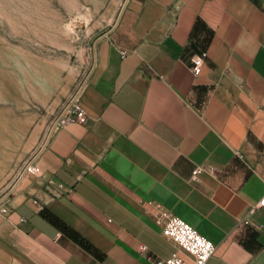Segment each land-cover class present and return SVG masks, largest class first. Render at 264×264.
I'll list each match as a JSON object with an SVG mask.
<instances>
[{
  "label": "crops",
  "instance_id": "1",
  "mask_svg": "<svg viewBox=\"0 0 264 264\" xmlns=\"http://www.w3.org/2000/svg\"><path fill=\"white\" fill-rule=\"evenodd\" d=\"M81 105L0 215V264H156L157 209L215 245L206 264H264V0H124Z\"/></svg>",
  "mask_w": 264,
  "mask_h": 264
},
{
  "label": "rangeland",
  "instance_id": "2",
  "mask_svg": "<svg viewBox=\"0 0 264 264\" xmlns=\"http://www.w3.org/2000/svg\"><path fill=\"white\" fill-rule=\"evenodd\" d=\"M124 0H0V197L46 142Z\"/></svg>",
  "mask_w": 264,
  "mask_h": 264
},
{
  "label": "built area",
  "instance_id": "3",
  "mask_svg": "<svg viewBox=\"0 0 264 264\" xmlns=\"http://www.w3.org/2000/svg\"><path fill=\"white\" fill-rule=\"evenodd\" d=\"M124 54V51L121 52ZM205 52L195 55L192 58L191 70L194 75L200 73ZM88 76L81 81L65 101L59 107L55 117L53 118L49 135L44 145L36 151L33 155L28 157L21 168L19 169L15 181L7 189V191L0 197V215H6L8 213V200L13 193L15 187L19 181L27 175H40V170L35 163L37 155L45 148L46 143L50 136L62 126L73 123L83 122L85 120V110L81 105V96L84 87L89 79ZM203 171V168L197 167L193 170L192 178L196 179L197 175ZM258 207H264V194L252 205L249 209V213L254 211ZM157 217L161 223L162 234L168 238L175 247V251L166 258H160L156 261V264H206L208 259L212 256L215 250V245L200 234L194 227H192L185 220L169 214L163 209H157ZM247 223L246 220H244ZM138 251L142 254L148 251L145 244L140 243L137 247Z\"/></svg>",
  "mask_w": 264,
  "mask_h": 264
}]
</instances>
